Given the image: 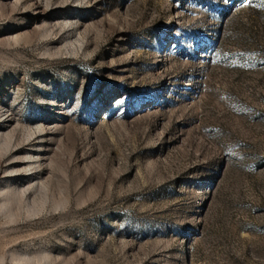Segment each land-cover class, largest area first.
Returning a JSON list of instances; mask_svg holds the SVG:
<instances>
[{
  "label": "rangeland",
  "instance_id": "1",
  "mask_svg": "<svg viewBox=\"0 0 264 264\" xmlns=\"http://www.w3.org/2000/svg\"><path fill=\"white\" fill-rule=\"evenodd\" d=\"M0 264H264V0H0Z\"/></svg>",
  "mask_w": 264,
  "mask_h": 264
}]
</instances>
